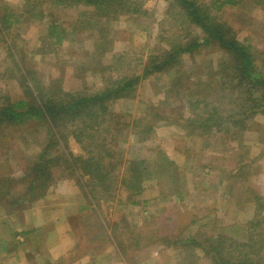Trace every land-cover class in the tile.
<instances>
[{"label":"rangeland","instance_id":"1","mask_svg":"<svg viewBox=\"0 0 264 264\" xmlns=\"http://www.w3.org/2000/svg\"><path fill=\"white\" fill-rule=\"evenodd\" d=\"M124 1L123 14L111 11L109 20L102 19L93 32L79 31L75 20L83 13L87 18L90 15L94 18L95 9L75 6L54 12V19L63 23L75 43L70 42L72 48H68L71 45L68 46L67 40V47L50 55L33 56L30 52L38 46L35 40L41 31L39 22L28 23L25 33L22 29L26 24L22 26L18 33L29 41L26 68L35 69L45 81L50 77L62 78L66 92L92 95L103 88L104 83L102 77L91 70L81 74V69L87 68L88 64L112 66L113 54H126L124 67L113 75L120 79L129 73V69L138 73L150 50L166 49V41L178 44L179 40H188V37L183 40L187 23H180L179 10L171 9L165 0ZM200 1L209 3L211 0ZM22 2L0 0V7L20 9ZM133 6L138 13L129 18ZM224 12L226 23L237 32L238 41L247 40L257 50L264 49L263 11L244 1L235 9ZM45 20L49 22V18ZM101 29L108 32L106 37L100 38ZM198 33L194 29L190 35ZM103 39L109 42V52L98 58L96 51L99 50L94 43L103 49ZM15 42L20 43V40L17 38ZM260 59L264 61V55ZM221 61L213 46L194 55L193 60L183 56L180 71L184 73L182 83L185 88H179V96L176 88L170 87V77L166 74L143 79L129 98H120L111 104V119L99 133H89L93 139H89L88 150L86 139L80 144L73 135H68L64 148H49L39 160L43 163L58 151L82 160L87 158L85 151L95 148L110 151L115 157L110 161L117 183L132 161L140 163L146 170L138 196H129L117 184L111 186L112 201L105 202L104 197L98 202L95 198L99 199L101 194H92L88 186L90 178L82 170L79 169L75 177L69 171L60 174L53 165L54 183L45 188L43 180L38 179V184L28 168V160L34 161L40 150L49 144L45 127L37 128L31 124L34 121L19 124L20 130H13L10 127L13 125L7 126V133L0 137V247L3 250H0V264H93L84 257L86 250L96 248L105 252L111 246L113 250L107 253L115 255L109 257L107 254L102 258V254L96 264L116 263L120 258L123 264H209L203 250L209 245L208 239L245 243L251 235L252 239L258 240L256 234L259 231L264 234V223L259 230L249 221L256 214H264V118L250 119L249 128L239 133L236 140L224 135L219 140H206L192 137L183 129L187 124L185 119L193 117L192 113L201 112L187 108V91L194 92L193 84L206 81L200 73H213ZM7 63L4 48H0V91L11 100H17L22 90L4 69ZM201 93L197 92L200 94L197 98ZM213 94L217 95L216 92ZM197 98L193 97L194 100ZM136 125L143 126L141 128L150 125L151 134L141 135V128L134 129ZM69 129L71 126L68 125ZM104 137H107L104 145L99 144ZM167 163H172L175 169L171 174L181 178L177 186L165 181V172L167 176L169 174ZM229 172H234V178L225 179ZM31 183L35 188L27 193ZM229 187L232 188L230 193ZM254 197L260 199L257 203H261L259 213H254L253 205L247 202L253 201ZM28 228L44 232L29 242L32 255L25 254L26 249L21 251L20 247L25 244L22 237H12ZM259 240L264 252V236ZM258 259L262 258H255V261Z\"/></svg>","mask_w":264,"mask_h":264},{"label":"trees","instance_id":"2","mask_svg":"<svg viewBox=\"0 0 264 264\" xmlns=\"http://www.w3.org/2000/svg\"><path fill=\"white\" fill-rule=\"evenodd\" d=\"M165 1L171 9L179 10L177 14L181 18L180 23H187L183 40L187 37L188 40L186 42L179 40L181 42L178 44L174 41L173 44L166 41V49L150 50L145 65L139 68L138 73L129 69V73L124 74L120 79H116L113 75L124 67L126 54H113L111 58L114 65L112 66H102L100 63L96 66L88 64L87 68L81 69V74L91 70L95 75L101 76L104 83L103 88L92 95H87L86 92L73 94L66 92L63 90L62 78L50 77L45 81L35 69H27L25 63L29 52L26 53V47L29 41L20 37L18 32L25 24L26 26L22 29L24 33L28 23L32 25L34 21L39 22L41 31L35 40L38 46L30 49V52L33 56L58 53L61 48L67 47V40L69 41L68 46L75 42L71 41L70 36L72 35L67 32L63 23L54 19V12L75 6L95 9L97 14L94 18L91 15L87 18L83 13L77 15L79 17L75 20L80 27L79 31L93 32L95 27H99L102 19L109 20L111 11L114 14H123L126 8L124 0H23L20 9L0 7V48H4L5 59L8 62L4 69L12 82L22 90L21 97L17 100H11L0 91V137L7 133L6 128L9 125H13L10 126L13 130H20L19 124L26 123L27 125L34 121L31 124H35L37 128L45 127L49 144L40 150L34 161L28 160L30 163L28 168H31L32 177L37 179V183L40 182L38 179H42L45 188L54 183L51 170V165H53L61 171L60 174L69 171L75 177L78 175V170H82L90 178L88 186L92 194L94 196L101 194L99 199L95 198L98 202L104 197H106L105 202L112 201L114 198H112L113 188L111 186L117 184L128 192L129 196L141 194L143 177L147 175L146 170L141 167L140 163L132 161L117 183V175L113 174L114 168L110 161L115 157L110 151H97V148L94 151H85L87 155L85 160L80 157L73 158L71 154L58 151L51 159H46L43 163L39 160L44 158L49 148H64L68 135H73L80 144H83L82 140L86 139V150H88L89 139H93L89 133L97 134L102 127H105L103 126L105 122L111 119L112 113L109 109L111 104L117 99L129 98L136 85L143 79L157 74H166L170 77V87L176 88L178 95L181 92L180 89L185 88L182 83L184 73L180 71L183 68V56L193 60L194 55L205 52L207 47L213 46L220 54L222 61L213 73H200L206 77V81L193 84L194 92L193 90L187 91L185 99L187 108L201 111L192 113L193 117L184 120L187 124H184L183 129L187 134L206 140L209 138L219 140L223 135L229 137L230 140H236L239 133H244L249 128L250 119L255 116L264 118V61L260 59L264 55V49L257 50L249 45L247 40L238 41L237 32L226 23L224 12L235 9L244 1L251 4L254 9L264 12V0H211L209 3H203L200 0ZM127 6L130 7L128 2ZM131 8L132 11L128 13L129 18L138 13L135 6ZM174 17L173 14L172 18ZM46 18H49V22L45 20ZM194 29L199 31L198 35H190ZM107 33L101 29L100 38L106 37ZM17 38L20 43L15 42ZM103 40L105 44L103 49L100 44L94 43L99 50V52L96 51V57L105 56L109 52V42L106 39ZM68 48H72V45ZM71 62L74 64L73 59ZM126 66L130 68L128 64ZM208 66H211L210 63ZM197 92H202L199 98L197 97L200 94ZM215 92L216 96L213 94ZM194 96L196 100L193 99ZM68 125L71 126L70 131L67 130ZM141 127L143 126L136 125L134 129ZM140 134L144 136L151 134L150 125L141 128ZM106 138L100 140L99 144L104 145ZM96 139L98 140L97 137ZM142 140H145V137ZM107 161L110 163H106ZM172 165V163H167L166 171L169 174L167 176L165 172V181L169 185L177 186L181 178L178 174H171L175 171ZM232 178H234V172L225 175V179ZM31 184L28 190L26 189L27 193L33 190V187L35 188L34 183ZM228 191L232 192V188L229 187ZM232 197L233 195H230V198ZM253 201L250 199L247 202L253 205L254 213H259L261 203H257L260 199L254 197ZM256 215L249 221L255 229L259 228L262 222L264 223V214ZM249 233L252 234V232ZM18 235L26 236L25 233L20 232L14 233L13 238ZM262 235L264 236L262 231L256 234L258 240L254 237L252 239L249 235L245 243L211 238L207 240L208 247L204 246L203 250L210 260L209 264H264V252L260 249L259 242V237L262 239ZM259 257L262 259L255 261V258Z\"/></svg>","mask_w":264,"mask_h":264},{"label":"crops","instance_id":"3","mask_svg":"<svg viewBox=\"0 0 264 264\" xmlns=\"http://www.w3.org/2000/svg\"><path fill=\"white\" fill-rule=\"evenodd\" d=\"M79 206H80V204H79ZM76 209L77 210H79V207H77L76 206ZM81 209H82V207H81ZM82 211V210H81ZM20 233V232H19ZM21 233H25L26 234V236H24V237H22V236H16L15 238H18V237H22L23 239H24V241H23V243H25V244H23V246H21L20 247V249H21V251L23 252L25 249H26V251H25V254H27V253H29L30 255H32V249L30 248V246H28V244H29V242H31V241H34V240H36L37 239V237L41 234V233H44L43 231H39V232H37L36 230H34V229H31V228H28V229H24L23 231H21ZM13 237V236H12ZM14 238V239H15ZM4 247V246H3ZM15 249V248H14ZM13 249V250H14ZM106 249V248H105ZM112 249V246H111V248L109 249V250H107V251H109L110 252V250ZM0 250L1 251H3L2 250V247H0ZM113 250V249H112ZM6 251H10L9 249H6ZM5 251V252H6ZM107 251H105V252H103V251H101V250H99V249H96V248H94V249H87L86 250V255L84 256V257H86V259H89L90 260V262L91 263H93V264H96V261L97 262H99L100 261V258H101V256L100 255H104L102 258H104L107 254H109V253H107ZM118 252V251H117ZM113 253H114V251H113ZM98 255L100 256L99 258H98ZM113 256L115 255V254H112ZM111 254H109V257H111L112 256ZM95 258V259H94ZM94 259V260H93ZM119 261L118 262H116V263H113V262H111V263H104V264H123V261H121L120 262V260H121V258L120 259H118ZM41 262V261H40ZM46 262V261H45ZM101 262H103V260H101ZM40 264H44V262H42V263H40Z\"/></svg>","mask_w":264,"mask_h":264}]
</instances>
